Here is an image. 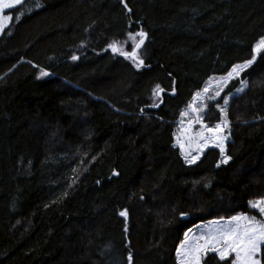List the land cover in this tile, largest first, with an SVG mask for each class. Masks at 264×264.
Wrapping results in <instances>:
<instances>
[{"label":"trees","instance_id":"1","mask_svg":"<svg viewBox=\"0 0 264 264\" xmlns=\"http://www.w3.org/2000/svg\"><path fill=\"white\" fill-rule=\"evenodd\" d=\"M36 3L11 9L0 36V264H179L199 225L258 215L264 52L219 101L248 81L228 110L231 160L212 147L186 163L175 137L194 94L253 57L264 0ZM141 29L137 68L109 45L130 52ZM220 119L210 104L206 122Z\"/></svg>","mask_w":264,"mask_h":264},{"label":"snow or ice","instance_id":"2","mask_svg":"<svg viewBox=\"0 0 264 264\" xmlns=\"http://www.w3.org/2000/svg\"><path fill=\"white\" fill-rule=\"evenodd\" d=\"M25 0H0V34L4 33L5 27L13 21L12 15H6V9H15L17 6L24 5ZM44 7L43 4H35V8L39 9ZM127 8V4L125 3ZM131 11V9H128ZM20 16L24 15L23 12L19 13ZM136 37H139L137 40ZM129 38L133 40L132 51H124L123 46L118 42L114 41L109 45V48L112 49L114 53H118L123 56L125 59H129L133 64L140 68L144 65V60L138 55V49H140L147 38V33L140 31L135 34L130 33ZM264 52V38H261L259 42L255 45L253 49V57L244 63L234 65L227 75L221 78L219 85L215 91V96L220 95L222 88L228 83L229 80L238 77L242 71L250 67L258 55ZM73 60L78 59V57L73 56ZM41 75H49L47 72H44L41 69ZM241 83L246 84V81H241ZM209 88L205 87L203 93L207 94ZM163 89H160L157 85V89L154 90V95L158 96L159 92H162ZM238 91H243V89H238ZM203 98L201 93H197L193 98V103L189 105V108L192 109L195 116V122L201 124L202 131L198 133V141L196 143L197 153L202 151L204 148H207L210 144L220 150L221 156L223 157L221 163H227L232 159L231 156L225 154V141L228 139L227 135L221 134V124H216L214 127H208L207 124L203 123L202 117L199 115L201 111L204 110L206 105H201L196 107V102ZM211 98V97H209ZM225 104L228 103L227 100L224 101ZM224 112V109H221ZM188 113H182L187 115ZM225 120L222 121L224 127H228L227 113L224 112ZM192 121L188 124V129H191ZM187 139H191L187 137ZM179 140V138H178ZM181 148H184V144L180 145ZM199 159V154L193 156L191 153L185 155V160L189 164H194ZM219 166V165H217ZM250 206L256 209L262 216H264V199L257 201H250ZM122 216H126V211L120 213ZM188 236L185 235V240L180 244L179 248L176 251V255L179 261V264H201L202 257L209 251L219 254L221 260L225 259L229 254L235 253L234 260L231 261V264H264V258L261 256L262 248H264V220L257 219L255 216H234L228 221V226L219 228L215 231L209 229V234L207 238L205 237H193L195 243H188ZM203 240V243L199 241ZM129 261L132 257L129 255Z\"/></svg>","mask_w":264,"mask_h":264},{"label":"rangeland","instance_id":"3","mask_svg":"<svg viewBox=\"0 0 264 264\" xmlns=\"http://www.w3.org/2000/svg\"><path fill=\"white\" fill-rule=\"evenodd\" d=\"M10 10L11 9H6L4 14L10 15L9 14V11ZM10 23L5 27V29L10 25ZM1 35L2 34H0V36ZM257 57L255 59V62L257 60ZM250 67H248L247 69H249ZM247 69H245L244 71H246ZM244 71H242L238 77H235V78L229 80L228 83L220 91V95L218 97L215 96V91H216V89H217V87L219 85V82H220L221 78L225 77L227 74L226 75H220V76H212L205 83V85L203 86V88L200 91H198L199 93L202 94L203 98L201 100H199V101L196 102V107H200L201 105H206V107H204V110L201 111L199 113V115L202 117L203 123L204 124H207L208 127H210V128L211 127H214L216 124H221V134L222 135H227V137H228V139L225 141V148H226V144L228 143V141L230 139V132H229L230 131V129H229L230 126H229V123H228V127H224L223 124H222V121L225 120L224 112L227 113V117L226 118H227V121L229 122V120H228V110H229V107H230V102H231V100H232V98L234 96L241 95L243 92H245V90L248 88V81L245 80L246 81V84L240 83V86L232 94L227 95V96H225L223 98L222 103H219V101L222 99V96H223L226 88L230 85V83L233 82L235 79L240 78L241 75H242V73ZM205 87H208L210 89L207 94H204L203 93V89ZM241 88L243 89V91H238V89H241ZM198 92H196L194 94L193 98L196 96V94ZM209 97H211V98H209ZM193 98L189 102V104L182 110V113L187 112L188 114L182 116V113H181V116H180V118L178 120V127H177V132H176V137H175V145L180 148L181 154H182V156H183L184 159H185V155L188 154V153H191V155H193V156L199 154V159H200L201 156H202V154L207 149L213 147L210 144L207 148H204L202 151H200L199 153H197L196 143L198 141V133H200L202 131V128H201V124L200 123L195 122L196 113H194L192 111V109L189 108V105L193 103ZM225 100L228 101L227 104L224 103ZM214 103L216 104V107H217V109L220 112L221 119H220L219 122H217L216 124L212 125V124H209V123L206 122V118H207V114H208V111H209V105L210 104H214ZM221 109H224V112H222ZM190 121H192V127H191V129H188V124H189ZM187 137H190L191 139L189 140V139H187ZM178 138H179V140H178ZM181 144H184V148H181V146H180ZM241 215H245V216H255V215H250V214H240V215H237V216H241ZM255 217L257 219L264 220V216H262L259 212H258V215L255 216ZM230 220L231 219H219V220H215V221H212V222H208V223L199 225L197 228L193 229L192 231H190L187 234V236L189 238L188 243L189 244L195 243V241L193 240V237H202L203 236V237L207 238V236L209 234V229H212L213 231H215V230H217L219 228L227 227L228 226V221H230ZM199 242L200 243H203V240H200ZM209 252H212V251H209ZM231 256H233L235 258V253L229 254V256H227L226 258L231 257ZM203 257L201 259V264H202Z\"/></svg>","mask_w":264,"mask_h":264},{"label":"water","instance_id":"4","mask_svg":"<svg viewBox=\"0 0 264 264\" xmlns=\"http://www.w3.org/2000/svg\"><path fill=\"white\" fill-rule=\"evenodd\" d=\"M129 13H131V11H129ZM140 31H143V29H141ZM144 32V31H143ZM147 39V38H146ZM146 41V40H145ZM138 51V50H137ZM144 65H145V63H144ZM143 65V66H144ZM143 66H141V67H143ZM148 68H150V66H147ZM173 94H175V91L173 92ZM162 95H163V91L162 92H159V97H162ZM162 105V102L160 103V105L159 106H161Z\"/></svg>","mask_w":264,"mask_h":264}]
</instances>
